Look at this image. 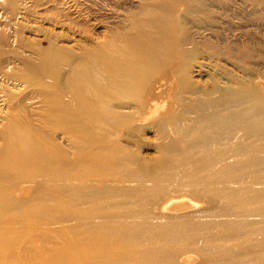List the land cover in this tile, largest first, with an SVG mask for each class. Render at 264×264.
Here are the masks:
<instances>
[{"label": "bare ground", "instance_id": "obj_1", "mask_svg": "<svg viewBox=\"0 0 264 264\" xmlns=\"http://www.w3.org/2000/svg\"><path fill=\"white\" fill-rule=\"evenodd\" d=\"M151 23L159 34L168 35V20L159 17ZM148 36L151 39L154 35ZM142 43L144 39L139 44L130 40L123 45L125 48L118 47V51L126 50L129 56L125 54V57L132 58L144 47ZM166 46L163 45L164 50ZM110 56L98 55L93 61L104 67L113 92L93 81L97 76L88 70L92 66L95 69V65H86V58L51 48L42 52L40 69L49 83L36 78L29 80L50 90L47 93L50 114L44 117L50 130L44 134L21 120L16 129L8 128L6 133V146L0 150V264H144L150 259L167 264L181 248H196L199 230L194 233L190 223L175 224L169 219L163 223L155 219L148 206L158 195L128 187L123 191L122 202L135 200L136 208L112 209L116 198L105 189L103 166L120 155L105 145L113 141L117 128L125 120L134 117L116 108L128 107L149 77L148 73L138 71L141 65L138 62L124 70L125 61L115 62ZM62 67L68 69L63 88L57 82ZM146 67L150 71L158 68L154 63ZM90 93L95 97H90ZM228 94L222 92L219 100L207 104V110L199 114L197 123L189 129L177 130L190 141L183 150L189 158L183 159L181 166L191 174L192 184L209 195L214 194V199L223 203V208L212 211L211 215L206 213L211 217L223 216L224 221L225 217L231 219L224 223V233L214 235L208 218L209 222L203 224L208 233H204L211 236L212 244L202 246V250L196 248V252L202 263L264 264V97ZM245 101L250 105L246 106ZM136 107L141 109L142 103ZM155 111L157 108L152 112ZM59 131L71 139L74 154L53 141ZM174 150L178 152L179 148ZM197 160L202 164H196ZM168 161L170 158L166 156L157 167L141 169L152 180L177 176ZM219 162L220 171L211 172ZM166 166L167 172L162 175L159 171ZM88 176L102 182L87 184ZM33 179H37L38 186L32 195L26 200L11 202L9 194L16 190L12 185ZM86 204H89L87 208L80 210ZM176 207L173 208L176 210ZM20 209L26 210L30 217L31 230L23 226L25 214ZM56 213L62 215L60 226L53 221ZM251 216L257 221H247ZM255 235L260 240L248 243V238ZM166 239L172 242L170 246L163 245ZM36 240L42 242L41 247L34 245Z\"/></svg>", "mask_w": 264, "mask_h": 264}, {"label": "rangeland", "instance_id": "obj_2", "mask_svg": "<svg viewBox=\"0 0 264 264\" xmlns=\"http://www.w3.org/2000/svg\"><path fill=\"white\" fill-rule=\"evenodd\" d=\"M158 16L168 20L165 37L151 23ZM151 34L154 36L150 39L148 35ZM142 39L144 47L137 51L136 58L125 57L128 55L126 50L118 51V47L128 41L136 40L139 44ZM163 45H167L165 50ZM49 48L86 58V65H95V69L92 66L88 70L97 76L93 81L109 87V92L113 89L104 67L93 61L98 55L111 54L110 58L115 62L125 61L124 70L131 69L137 62L141 64L138 71L148 73L149 78L126 105L128 107L116 108V111L134 117L125 120L117 128L113 141L105 145L120 155L103 166L105 189L116 198L112 209L136 208L135 200L122 202L125 188L149 191L158 195L148 206L157 221L164 223L169 219L175 224L186 221L194 233L199 230V242L195 244L198 250L211 245V236L204 233L206 225L203 224L209 219L212 223L217 220L219 223L210 224L211 234L221 235L224 223L230 218L225 217L227 220L224 221L223 216H210L212 211L223 208V203L215 200L214 194L209 195L192 184L191 174L181 166L183 159L189 158L183 150L190 141L177 130L182 128V132L196 124L207 110L206 105L219 100L222 92H230L233 97L238 94L264 97V0H0V150L6 146L8 130L16 129L22 121L31 123L44 134L49 133L50 125L48 127L49 122L44 117L49 113L47 93L50 90L31 84L29 80L36 78L49 83L40 69L42 52ZM150 63L157 65L156 71L146 67ZM67 76L68 69L62 67L58 74L59 87L63 88ZM89 96L95 97L91 93ZM141 103L143 109H137ZM245 105L249 106L250 102L245 101ZM155 108L157 111L153 113ZM52 139L57 146L75 153L71 139L62 131L56 132ZM175 147L179 148L178 152ZM166 156L170 158L169 167L177 176L152 180L150 174L141 169L157 167ZM195 163L201 165L202 161ZM167 168H161L159 172L163 175ZM220 168L219 162L210 171ZM36 181L24 180L12 185L16 190L9 194L11 202L26 200L32 195L38 186ZM85 182L94 184L102 180L88 176ZM87 205H82L80 210L84 211ZM20 211L25 214L23 226L31 230L33 224L26 210ZM61 219L59 213L53 217L57 226ZM247 221L257 219L251 216ZM258 240L260 236L255 235L247 242L253 244ZM171 244L170 239L163 242L164 246ZM34 245L41 247L42 242L36 240ZM196 248H181L167 264H212L202 263ZM144 264L166 262L150 259Z\"/></svg>", "mask_w": 264, "mask_h": 264}]
</instances>
